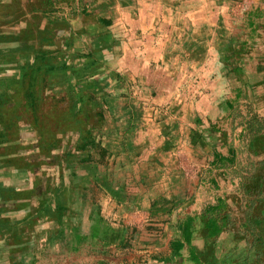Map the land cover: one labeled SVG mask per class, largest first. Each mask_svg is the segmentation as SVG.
Instances as JSON below:
<instances>
[{
	"label": "crops",
	"instance_id": "crops-1",
	"mask_svg": "<svg viewBox=\"0 0 264 264\" xmlns=\"http://www.w3.org/2000/svg\"><path fill=\"white\" fill-rule=\"evenodd\" d=\"M257 12L264 0H0V39L24 40L23 48L1 49L6 55L42 54L40 40L79 29L88 31L84 38L92 27L109 36L107 47L94 46L100 64L85 81L97 83L105 116L94 130L97 163L71 164L49 195L51 209L87 210L88 222L101 226L93 238L101 262L194 264L193 252L203 264H250L257 256L258 245L235 237L247 222L245 202L264 194V40L256 54L239 41L258 35L264 16ZM23 130L39 142L33 150L45 148L37 132ZM4 142L0 162L20 161ZM60 146L52 160L21 144V162L91 156ZM68 150L74 157L64 159ZM50 216L57 220L55 211ZM213 219L226 228L209 238Z\"/></svg>",
	"mask_w": 264,
	"mask_h": 264
},
{
	"label": "rangeland",
	"instance_id": "rangeland-1",
	"mask_svg": "<svg viewBox=\"0 0 264 264\" xmlns=\"http://www.w3.org/2000/svg\"><path fill=\"white\" fill-rule=\"evenodd\" d=\"M230 1L234 2L236 0ZM252 4V1L245 2L243 9L239 4L238 6L241 8L240 10L238 9L239 13H247V6L250 7ZM229 5H232V3H229ZM234 9L237 10L235 7ZM261 26L262 28H260L258 35L251 36L248 33L249 36L246 37L247 33L239 34L242 35L239 41H250L249 45L253 54L257 53L264 40V24L261 23ZM64 38H53L52 43L40 40L41 48L39 50L41 52H48L50 49L54 51L56 47L58 52L61 50L65 51L66 43L69 40L66 37ZM23 41L21 39H0V94L3 97H7L2 100L4 104L0 109V141L5 140V135H7V139L13 143L14 147H8L9 151L6 153L10 152L14 155L17 153L20 157V161L17 158L5 163L0 162V164H3L0 165V188H2V190L0 189V194L3 193L5 196H11L16 201L29 198L27 202H15L14 207L10 209L17 210L16 213L19 215L15 218L11 217L14 218L13 221L0 217V264H101V259L103 258L101 256L102 250L94 240V237L103 233V229L100 228L99 224L88 222L87 217L89 213L87 210L81 216V211L74 209L69 212V215L66 213L60 222H57L51 216H45V214L37 212L39 203L46 197L44 194L45 184L50 183V181L53 182V180L55 181L58 178L57 172L60 171V168L57 169L58 165L54 166L45 160L40 162H30L29 160L21 162V149L23 148L21 144L26 146V154L31 153L32 156L34 153L37 156L41 154L42 159L46 156L43 151L33 150L34 146L40 148L39 142L35 141L36 137L34 138V135H28L23 129L28 128L32 132L39 130L43 145L51 141L52 136L55 135V138L60 140V147L73 148L79 138V131L82 130L85 133L88 127L79 125L78 127H71V116L66 113L69 109L67 106L68 100L65 103L58 102L62 96H65L64 91L70 89V84L73 87L75 85L74 76H72L70 71L55 72L53 74H47L43 71L34 75V90L39 94L42 101L39 108H37V112L34 115L31 114L23 98L25 86L22 80L23 73L25 72L22 68L33 63L35 60L34 55L29 54L25 58L21 54L6 55L4 52H1V49L3 51L7 50L4 47L16 48L20 46V48H23L21 46ZM38 41L32 40L31 42L35 46L34 44H37ZM8 50L10 53L13 52L11 48ZM74 51L75 49H70V51L66 52L65 59L63 60L72 67H75V63L78 62L73 54ZM60 56L55 54L52 56L50 62L61 64ZM50 58L48 56L47 60ZM17 62L21 63V65H18ZM93 73L90 72V74ZM94 81L101 82L100 79L96 78H94ZM88 90L89 94L98 93L97 83L94 85L90 84ZM51 98L55 99L51 100ZM93 105L96 106V103H93ZM92 109L94 110V108ZM94 119L91 118L89 124L92 125L94 122L92 130H97L102 123H95ZM63 121L67 122V129L64 131H62L64 128H60ZM35 122H37L40 129L34 128ZM22 138L25 143L22 141ZM2 152L0 151V153ZM57 152L58 154L61 153V151ZM31 155L25 159L33 158ZM8 166L14 169H10ZM21 169L27 170L26 179L18 178V174L22 171ZM38 176H40L41 182L37 180ZM5 205L7 208L10 207L8 206L10 203H5ZM235 212L240 216L239 208L235 209ZM258 263L264 264V246L258 251L256 257L254 256L250 259V264Z\"/></svg>",
	"mask_w": 264,
	"mask_h": 264
},
{
	"label": "trees",
	"instance_id": "trees-1",
	"mask_svg": "<svg viewBox=\"0 0 264 264\" xmlns=\"http://www.w3.org/2000/svg\"><path fill=\"white\" fill-rule=\"evenodd\" d=\"M253 16L256 18H259L261 16H264V12L262 14H260L258 12L253 13ZM87 34H88L87 30H85V31L81 30V29H79L77 31L74 30V31H72V34H70V36L68 38L69 41L66 43L67 50L75 49L73 54L76 57V59L78 60V62L75 63V67H72V66L68 65L65 61H63L65 59L66 52L64 50L63 51L61 50L58 53V55H61L59 57V59L61 60L60 62H62L61 64L51 63L50 61L52 60V56H54L55 54H49V53L46 54L44 52L42 54L35 55L34 56L35 60L33 61V63L29 64V66H24L22 68V70L25 72V73H23V80H22L23 85L25 86L23 98L25 99L26 104L28 106V109L31 111L32 115H34L37 112V108H39L40 103L42 101L39 94L37 92H35V90H34V75L36 73L44 71L47 74H50V73L53 74L55 72L70 71L72 76H74V80H75L74 87H73V85L70 84V87H69L70 89L67 91H64L65 96H62L60 98L61 100L58 102L65 103V101L68 100L67 106L69 109L66 111V113L70 114V116H71V121H72L71 127H73V126L78 127V125L82 126V127H88V128H86L85 133H83L82 130L79 131V138H78L75 146L72 148L73 150L70 149L71 152L74 154H83V155L84 154L86 155L87 152H91V154H90L91 156H90L89 160H87V161H86V159H83V162H49V163L53 164L54 166L58 165L57 169L60 168V171H58L57 174H58L59 180H61L60 181L61 184H62V178L64 177L65 172L70 169L71 164L76 163V164H80V165H85V164L86 165H92L94 163H97V162L91 161V158L93 157L92 154L93 153L97 154L99 152V150H101L99 143L96 141V136L94 133L95 129L92 130V127H93L92 125L94 124V122L92 123V125H90L89 120L91 118H95L94 119L95 123H102L105 120L104 110L101 107L99 108V106H97V105L96 106L93 105L94 102L96 104L98 103L96 101L97 97L95 96V94H92V93L89 94V90H88L89 86L87 87V84L85 81L88 78V74L90 72L94 71V69H96L97 66L100 64V61L95 54L94 46L98 45V43H100V44L102 43L101 48L105 47V46L107 47L109 45L110 39H109L108 35H104V32L102 30L97 29V28H93V27L90 29L88 37L84 38V36ZM46 41L52 43V40H46ZM65 50H66V48H65ZM48 56L51 57L49 60H47ZM236 73L240 74L239 71H237ZM72 92H74V93L72 94ZM6 98L7 97H5V96L3 97V95L0 94V109L2 108V106L4 104V101H2V100L6 99ZM52 99H55V98H51V100ZM99 104H101V103H99ZM91 107L94 108V110ZM92 114H93V117H92ZM60 126H61L60 128H64L62 130V131H64L65 129H67L66 128L67 122L63 121L62 125H60ZM34 128L40 129V128H38L37 122H35ZM36 131L38 134L40 133L39 130H36ZM55 137H56L55 135L52 136L51 141H49L48 143H45V145H44L45 148L42 149L43 153L45 152V154H46V156H45L46 158H49L51 156L50 155L51 152L59 147L60 140L55 138ZM5 140L6 141L9 140V139H7V135H5ZM4 141L1 140L0 144H4L5 143ZM50 149H52V150H50ZM71 152L69 150L66 151V153H64V156H63L64 159L66 157H69L72 154ZM71 156L74 157L73 154ZM50 158H52V157H50ZM52 160H53V158H52ZM80 161H81V159H80ZM1 163H5V162H1ZM0 165H3V164H0ZM3 167H7V166H3ZM8 167L10 169H14V168H11L10 166H8ZM25 168H26V165H25ZM15 169H19V168H15ZM21 170L22 171L19 174L16 173L19 175L18 178L26 179L27 170L26 169H24V170L21 169ZM40 179H41L40 176H38L37 180L39 182H41ZM258 182H259V184H257L253 188L256 189L257 187H261V182L260 181H258ZM0 185H1V183H0ZM45 185H46V187L44 190V192H45L44 194L46 195V197L43 199V201L41 203H39L40 205H39L37 212L45 214V216H50V213L55 211V213L58 215L57 220L60 222L64 218V215L66 213V209L64 207L60 206L59 204H58L59 206H58V208H56V210L51 209V204L53 205L55 202L51 201L49 199V195L54 190L59 191V189L62 187L59 185L56 186L54 184V180H53V182L50 181V183H47ZM253 188L252 187L250 188V194L249 195L252 194ZM0 189L2 190V188H0ZM259 196H260L259 199L256 196V199L251 198V200H248L245 202L246 203L245 204L246 212H249L248 216L244 215L247 218L246 219L247 222L244 223V225L242 226V229L240 231L235 233V237L239 238V240H241V239H243L245 241L251 240L252 241L251 242L252 248L255 247L256 245H258L260 248H262L264 246V218H263L264 217V194H260ZM79 198H80L79 200H81V201L84 200L82 193H80ZM28 199L29 198L27 197V198H23V200L20 199L19 201H16L11 196H5L3 193H1L0 194V201H1V203H0V217L2 219H8L9 221H13V219L19 215L16 213L17 210H15V209L10 210V209L13 208L16 203L27 202ZM5 203L6 204L10 203V205H8L10 207L7 208ZM220 210H221V207H219V209H216L215 212H219ZM11 211H12V213H10ZM255 211H256V213L258 212L257 215L254 214ZM14 213H16L17 215ZM260 214L263 215V217ZM11 217H14V218H11ZM207 226H208L207 227L208 228V233H207L208 237L209 238L210 237L211 238L217 237L226 228V221L223 220L221 222V224H219V223H217L216 219H213V221H211L209 224H207ZM191 250L193 251V249H191ZM190 260L193 261L194 264H203V262L200 261L199 256L195 255L193 252L190 255ZM216 262L214 259L213 262L209 263V261H208L207 264H215ZM101 264H108V263L101 262ZM222 264H225L224 261L222 262Z\"/></svg>",
	"mask_w": 264,
	"mask_h": 264
}]
</instances>
